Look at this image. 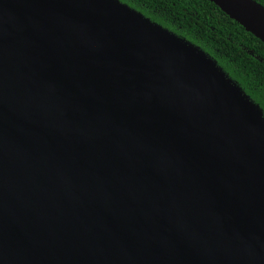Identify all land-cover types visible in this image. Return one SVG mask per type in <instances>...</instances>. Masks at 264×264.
<instances>
[{"label":"water","instance_id":"obj_1","mask_svg":"<svg viewBox=\"0 0 264 264\" xmlns=\"http://www.w3.org/2000/svg\"><path fill=\"white\" fill-rule=\"evenodd\" d=\"M0 264H264L263 113L118 0H0Z\"/></svg>","mask_w":264,"mask_h":264},{"label":"trees","instance_id":"obj_2","mask_svg":"<svg viewBox=\"0 0 264 264\" xmlns=\"http://www.w3.org/2000/svg\"><path fill=\"white\" fill-rule=\"evenodd\" d=\"M203 51L264 117V43L209 0H118ZM264 6V0H255Z\"/></svg>","mask_w":264,"mask_h":264}]
</instances>
